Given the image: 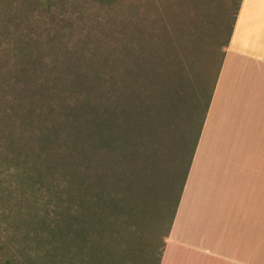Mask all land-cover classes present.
Instances as JSON below:
<instances>
[{
    "label": "trees",
    "instance_id": "1",
    "mask_svg": "<svg viewBox=\"0 0 264 264\" xmlns=\"http://www.w3.org/2000/svg\"><path fill=\"white\" fill-rule=\"evenodd\" d=\"M231 1L218 70L198 92L199 60L184 61L165 28L143 45L131 36L89 56L58 44L30 60L0 132L31 179L66 183L56 220L39 222L45 264H161L243 0Z\"/></svg>",
    "mask_w": 264,
    "mask_h": 264
},
{
    "label": "rangeland",
    "instance_id": "2",
    "mask_svg": "<svg viewBox=\"0 0 264 264\" xmlns=\"http://www.w3.org/2000/svg\"><path fill=\"white\" fill-rule=\"evenodd\" d=\"M232 3L231 0H0V118L10 115L12 89L22 88L23 70L30 60L40 56L49 59L50 53L59 52L58 44L91 56L92 50L98 47L108 50L131 36L134 43L143 45L145 36L164 28L172 33L184 61L186 55L189 61L199 60L200 69L191 72L198 92L202 77L211 74L213 79L218 70L224 50L217 43L218 27ZM191 24L197 32V41L202 40L195 57V33H187ZM105 63L104 57L98 59L100 66ZM0 123V128L5 127L3 120ZM4 136L0 132V264H45L51 245L40 243L39 222L56 220L58 195L65 190L66 183L51 179L44 184L31 179L32 172L15 162L12 152L5 147ZM153 170L151 163L148 165L151 175Z\"/></svg>",
    "mask_w": 264,
    "mask_h": 264
},
{
    "label": "crops",
    "instance_id": "3",
    "mask_svg": "<svg viewBox=\"0 0 264 264\" xmlns=\"http://www.w3.org/2000/svg\"><path fill=\"white\" fill-rule=\"evenodd\" d=\"M161 264H264V0H243Z\"/></svg>",
    "mask_w": 264,
    "mask_h": 264
}]
</instances>
